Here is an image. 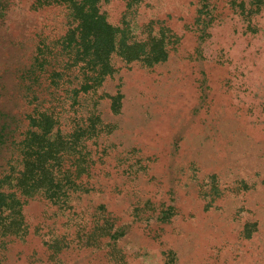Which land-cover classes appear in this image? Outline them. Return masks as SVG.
<instances>
[{
    "label": "rangeland",
    "instance_id": "obj_1",
    "mask_svg": "<svg viewBox=\"0 0 264 264\" xmlns=\"http://www.w3.org/2000/svg\"><path fill=\"white\" fill-rule=\"evenodd\" d=\"M0 264H264V0H0Z\"/></svg>",
    "mask_w": 264,
    "mask_h": 264
}]
</instances>
